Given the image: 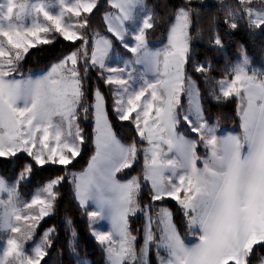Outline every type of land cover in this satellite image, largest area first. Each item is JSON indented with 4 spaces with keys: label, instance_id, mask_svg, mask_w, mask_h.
Returning a JSON list of instances; mask_svg holds the SVG:
<instances>
[{
    "label": "snow or ice",
    "instance_id": "obj_1",
    "mask_svg": "<svg viewBox=\"0 0 264 264\" xmlns=\"http://www.w3.org/2000/svg\"><path fill=\"white\" fill-rule=\"evenodd\" d=\"M203 7L177 5L167 43L153 49L148 34L156 20L144 0H0V159L19 169L0 175V264H48L55 226L35 238L66 183L105 264H151L153 245L158 264H253L264 250V69L251 66L241 45L216 76L194 41L222 52L225 36L240 28L264 34V0H219L206 28L197 26ZM101 13L106 32L94 26ZM57 36L73 43L41 74H24L30 49ZM93 71L108 86L118 120L130 122L128 139L113 130L99 84L88 99ZM199 77L212 100L235 102L239 131L218 134L220 118L206 114ZM90 114L87 136L80 120ZM89 140L94 151L74 170ZM137 164L139 172L128 175ZM46 170L59 174L22 196L21 185ZM138 212L146 219L139 250L129 227ZM105 220L107 230L96 226ZM66 224L74 238L71 219ZM69 248L75 253L73 239Z\"/></svg>",
    "mask_w": 264,
    "mask_h": 264
},
{
    "label": "trees",
    "instance_id": "obj_2",
    "mask_svg": "<svg viewBox=\"0 0 264 264\" xmlns=\"http://www.w3.org/2000/svg\"><path fill=\"white\" fill-rule=\"evenodd\" d=\"M148 9L155 15V27L149 31L148 41L151 46H159L165 42V34L168 30L169 24L172 21L173 9L181 4L183 0H144ZM203 4L204 7L201 11L197 26L206 28L208 24V15L216 13V8L219 7V0H193L194 6ZM103 10H107V5ZM102 10V11H103ZM95 11V10H94ZM91 15V14H89ZM100 15L93 17L94 26H97L102 32H106L100 21ZM73 42L65 41L62 37L57 38L50 44L37 45L35 48L30 49V53L26 55L25 60L22 62V72H27L31 68H45L51 62L55 61L56 57L65 51L69 44ZM243 45L250 60L255 65H264V34L257 33L255 37L249 35V33L240 28L234 31L230 36H225V46L222 52H215L211 50L206 40L198 39L194 41V47L198 53L199 59H204L205 56L211 59L213 67L215 69V75L219 76L223 72L224 66L233 61L236 58L237 52L240 46ZM201 93L203 95V105L206 109V114L211 115L212 120L215 121L217 117L220 118V133L223 134L227 131H239L238 118L235 114V102L228 101L223 103H217L212 100L207 94L208 86L203 82V77H199ZM99 84L102 88L106 98V108L109 113V119L112 122L113 130L117 133L118 137L128 139L133 135L132 128L129 127V121H119L111 107V93L108 86L103 85L102 81L97 80V75L93 71L90 73V78L86 81V87L88 88V99H92V91L94 86ZM81 127L87 136H91L93 129V119L91 114L87 120L81 117ZM93 145L90 140L82 145L81 155L76 158L74 163L76 167L74 170H80L87 164L93 152ZM200 154L203 155V148L200 146ZM19 171L13 163H6L3 159H0V174L5 178L13 177V173ZM140 170V165H135L128 175L137 173ZM59 173L55 171H41L36 172L30 178V182H25L21 185L20 191L25 193L31 192L33 187L42 184L46 181L50 175H57ZM126 178V177H125ZM60 196L57 201V207L55 211L43 219L41 223V229H48L55 226L56 233L53 237L54 246L50 249V255L45 257L48 264H82L81 258L84 256L89 257V264H104V253L99 246L98 242L94 239L93 235L89 231L88 218L83 214L82 210L78 206L77 201L73 198L72 191L69 184H64L59 189ZM167 204L170 206L175 214V222L177 223L182 236L187 235L186 226L184 225L181 214L175 201L168 199ZM71 219V227L75 229L76 236L71 237V231L66 224V220ZM138 221V222H137ZM142 220L140 217H130L129 227L134 233L139 231V225ZM73 239L75 253L69 248V240ZM186 240V239H185ZM193 238L186 241L191 242ZM153 251V249H151ZM258 256L253 259V264L259 262V256L264 254V250H257ZM151 264H158L154 258V254L151 256Z\"/></svg>",
    "mask_w": 264,
    "mask_h": 264
},
{
    "label": "rangeland",
    "instance_id": "obj_3",
    "mask_svg": "<svg viewBox=\"0 0 264 264\" xmlns=\"http://www.w3.org/2000/svg\"><path fill=\"white\" fill-rule=\"evenodd\" d=\"M52 2L54 3V4H58V0H52ZM144 4H145V2H144ZM145 6H146V8L148 9V7H147V5L145 4ZM108 10V9H107ZM53 11L55 12V11H57V9L56 8H53ZM174 14V13H173ZM172 20H173V16H172ZM172 23V21L170 22V24ZM170 24H169V26H170ZM168 31V30H167ZM166 35H167V32H166V34H165V42L162 44V45H159V46H151L150 44H149V46L151 47V48H153V49H155V48H162L166 43H167V39H166ZM120 51H123V49L122 48H120L119 49ZM239 55H240V49L238 50V52H237V55H236V58L233 60V61H236L237 59H238V57H239ZM248 55V54H247ZM248 57H249V55H248ZM115 57L113 58V63L115 62ZM249 60H250V57H249ZM54 62V61H53ZM52 63V62H51ZM250 64H251V66L252 67H254V68H256V69H264V65H255V64H253L252 62H251V60H250ZM47 67H45V68H31V69H29L27 72H24V74H29V73H32L33 75H39V74H41L42 73V71L43 70H45ZM184 102L186 103L187 102V99L185 98V100H184ZM238 118V117H237ZM93 127H94V125H93ZM201 147L203 148V146L201 145ZM93 149H94V146H93ZM141 157H142V154H141ZM141 163H142V159H141ZM87 165V164H86ZM85 165V166H86ZM136 173H132V174H130V175H135ZM1 175V174H0ZM127 178V177H126ZM41 185V184H40ZM40 185H37V186H35V187H33V189H32V191L33 190H35L38 186H40ZM28 193H30V192H28V191H26L25 193H22L21 192V195L22 196H26ZM170 199V198H169ZM143 202L144 203H147L148 201H147V198L145 197L144 198V200H143ZM176 203V202H175ZM177 205V204H176ZM167 206L170 208V206L167 204ZM140 217L141 218V220H142V222L141 223H137V225H139V228H140V230L138 231H136V232H132V234L133 235H135L136 237H137V241H136V247H137V250H139V247L141 246V244H143V239H144V231H143V229H144V224L146 223V219H145V216H144V214L142 213V212H138L136 215H134L133 217ZM44 218H46V217H44ZM43 218V219H44ZM43 221V220H42ZM42 221L40 222V225H39V227H38V229H37V232H38V235L36 236V240H39V234H43V232L46 230V229H44V230H42L40 227H41V223H42ZM97 227H99V228H101V229H103V230H107L108 229V227H109V224H108V222L105 220V221H100V222H98V224L96 225ZM88 227H89V223H88ZM153 230L154 231H156V229H155V226H154V228H153ZM187 230V229H186ZM89 231H90V228H89ZM90 233H91V231H90ZM181 235H182V233H181ZM186 240L187 239H190L191 238V236L190 235H184L183 236ZM31 241L29 242V246H31ZM151 249H153V251L151 250V252H150V259H151V256H152V253L154 254V258L156 259V249H155V245H153L152 246V248ZM161 255H163V253H161ZM262 256H264V254L262 255ZM81 260H82V264H89V257H87V256H84V257H82L81 258ZM156 262H157V259H156ZM158 263V262H157ZM104 264H105V255H104Z\"/></svg>",
    "mask_w": 264,
    "mask_h": 264
},
{
    "label": "crops",
    "instance_id": "obj_4",
    "mask_svg": "<svg viewBox=\"0 0 264 264\" xmlns=\"http://www.w3.org/2000/svg\"><path fill=\"white\" fill-rule=\"evenodd\" d=\"M93 125H94V120H93ZM94 151V150H93ZM257 264H259V263H257Z\"/></svg>",
    "mask_w": 264,
    "mask_h": 264
}]
</instances>
